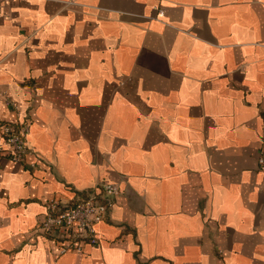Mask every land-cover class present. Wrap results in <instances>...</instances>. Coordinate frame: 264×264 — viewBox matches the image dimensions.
Segmentation results:
<instances>
[{"label": "crops", "instance_id": "crops-1", "mask_svg": "<svg viewBox=\"0 0 264 264\" xmlns=\"http://www.w3.org/2000/svg\"><path fill=\"white\" fill-rule=\"evenodd\" d=\"M25 119L0 264H264V0H0V125ZM104 181L95 242L35 230Z\"/></svg>", "mask_w": 264, "mask_h": 264}, {"label": "built area", "instance_id": "built-area-1", "mask_svg": "<svg viewBox=\"0 0 264 264\" xmlns=\"http://www.w3.org/2000/svg\"><path fill=\"white\" fill-rule=\"evenodd\" d=\"M0 131L8 144L9 158L23 161L29 153L26 144L29 121L4 122ZM257 167L264 176V142L258 148ZM96 188V191L78 195L69 203L49 200L35 230L59 243L61 253L68 249L81 251L85 242H95L96 223L106 219L113 198L119 192L115 183L107 181L97 183ZM262 192L264 198V186Z\"/></svg>", "mask_w": 264, "mask_h": 264}]
</instances>
